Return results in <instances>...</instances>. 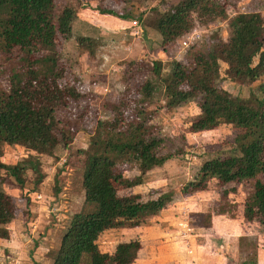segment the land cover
<instances>
[{
	"label": "trees",
	"instance_id": "obj_1",
	"mask_svg": "<svg viewBox=\"0 0 264 264\" xmlns=\"http://www.w3.org/2000/svg\"><path fill=\"white\" fill-rule=\"evenodd\" d=\"M96 8L100 14L114 15L102 4ZM229 11L226 5L213 0H177L168 10L157 11L152 21V28L161 36L162 49L180 44L186 33L196 27V17L204 14L211 22L217 16L227 20L228 41L212 48L193 43L182 58H171L164 72L162 60L149 64L140 59L127 64L129 78L135 77L138 68L143 66L159 77L170 108L198 99L199 114L189 126L191 132L213 129L221 123L237 130L234 153L205 160L199 167V176L184 186L185 192L204 190L209 180L226 184L234 179L236 168L242 169L241 175L264 174V16L251 10L233 14ZM59 26L54 16V0H0V52L18 50L23 55L7 80V88L0 87V157L3 144L21 145L38 154H50L58 143L67 147L78 126H68L67 120L60 117L63 110L70 105L79 108L95 103L96 95L91 91L73 82L61 81L56 50ZM77 42L85 45L89 55L94 56L92 38L79 36ZM218 51L232 78L260 82L257 86L260 96L256 97L255 104L217 85ZM256 55L257 62L252 65ZM152 90V82L145 80L137 87L136 95H130L129 87L119 93L116 110L122 116L111 129H106L107 123L102 125L92 142L94 148L87 152L82 174L86 210L73 215L58 248L51 253V262L33 264H105L107 259L115 264H135L140 248L138 240L117 244L112 255L100 252L96 240L116 221L147 215L146 207L138 202V194L122 196L117 193L118 183L130 187L139 184L141 178L128 180L112 173L114 157L134 166L139 173L162 165L170 157L160 153L163 139L150 136L149 127L144 124V103ZM83 112L82 108L75 124L78 125ZM26 162L6 164L0 158V177L7 174L14 178V186L22 187ZM42 175L36 183L41 182ZM253 188L251 200L249 204L244 203L241 213L247 220L254 218L250 214L252 205L264 209V182L256 180ZM15 207L12 196L0 190V239L10 236L7 224L15 216ZM97 254L104 258L103 262L96 261ZM247 262L242 264H255Z\"/></svg>",
	"mask_w": 264,
	"mask_h": 264
},
{
	"label": "rangeland",
	"instance_id": "obj_2",
	"mask_svg": "<svg viewBox=\"0 0 264 264\" xmlns=\"http://www.w3.org/2000/svg\"><path fill=\"white\" fill-rule=\"evenodd\" d=\"M82 1L84 4L80 0H54V16L60 25L56 43L59 55L58 66L62 74L61 81L73 82L83 90L91 91L96 95L95 103H90L88 106L85 104V107L79 106V108L70 105L68 109L63 110L60 117L67 120L68 126L71 128L78 126L77 133L67 147L58 143L50 154H38L21 145H2L0 157L2 162L15 164L24 160L28 161L25 163L22 187L14 186L13 184H16L14 178L7 177V174L0 177V190L9 193L16 204L15 216L7 224L9 233L11 235L17 231L20 233L14 235V239L16 237L19 242L24 243L23 249L29 252L30 256L33 253L36 254L37 261L33 260V263L51 262V253L58 248L61 236L68 228L73 215L86 210L83 203L82 174L86 165L87 152L94 148L92 142L97 138L104 123L108 125L106 129H111L122 116V113L119 114L116 110L119 93L129 87L130 95L134 96L137 94V87L143 81L150 80L153 90L149 99L144 103V124L149 127L147 131L150 136L163 139L160 153L169 154L170 157L163 163L164 165L155 166L151 170L139 174L134 166L114 157L115 166L112 173L121 174L128 180L141 178L139 185L137 184L134 188H132L133 186L124 187V184L118 183L117 193L122 196L138 194V202L146 207L145 214L147 215L133 219H121L113 223L97 238L96 243L99 251L104 255H112L114 249L111 244L105 245V243L107 240H113L111 236L114 232L117 233L115 238L120 239L119 234L124 232V229L129 230V228L144 225L160 210L168 209L175 212L178 209L177 214L182 215V208L176 207V204H173L175 202H180L178 203L180 206L187 207L186 214L183 215L188 220V223L186 222L188 228L189 226L193 229L206 228L210 224L211 214H216L242 218L244 220L242 222L245 223L250 221L248 228L251 230L254 227L255 230L251 231H257L262 236L264 234V209L262 211L257 205H252L250 214L254 218L251 220L245 219L241 213L244 210V203L248 202L249 204L251 200L254 182L256 180L264 182V174L254 177L241 175L242 169L236 168L233 171L234 179L226 184L219 185L215 180H209L204 190L184 191V186L199 176V167L205 160L234 153L233 140L237 130L230 124L221 123L213 129L191 132L189 126L199 114L197 98L170 108L167 106V93L159 77L151 73L145 66L139 67L133 78H129L127 71L129 61L141 59L149 64L154 60H162L164 72L168 68L169 60L182 58L193 43L212 48L227 42L230 34L227 20L224 21L217 16L211 22L205 14L197 16L196 27L189 30L183 37L184 39L189 37L187 45L184 46L180 42L174 48H164L165 51L161 47V36L154 34L155 30L151 25L157 17V11L168 10L177 0ZM213 1L226 5L232 11H229L230 14L235 11L251 10L264 16V0ZM98 4H102L106 11L113 12L114 16H127L131 21L135 20L136 23L133 24L134 26L131 24L133 27H126L125 30L123 28L112 31L105 40L95 37L93 39L95 53L91 57L86 46L78 44L77 38L84 34L95 35L97 29L92 28L91 25L87 26L76 14H86L92 17L93 10H97ZM104 16L111 17L112 15L104 14ZM82 23L83 26H81ZM104 48H115L114 51L124 50L127 55L118 56L116 53L113 57L109 55L105 57V60L100 61L98 56ZM39 53L35 54L40 55ZM216 55L217 85L234 96L255 104L256 97L260 96L257 89L260 82L232 78L228 73V65L220 58L219 51ZM22 56L18 50L7 53L0 52L1 88H7V80L12 71L19 66ZM105 61H108L109 64H105ZM256 62L257 55L253 57L252 65H255ZM100 86L104 87L102 91ZM79 104L81 105V103ZM82 108L84 112L80 121H77V125L75 118ZM101 138L103 139L104 135ZM31 164L35 167L32 168ZM41 173L43 174L42 180L36 183ZM149 175L158 178L159 182L154 185L147 184L145 180ZM122 180L124 179H120L121 182ZM35 191L37 192L35 193ZM186 197L189 199L186 200ZM187 227L185 229H188ZM125 242L129 241L120 243ZM34 246L38 248L34 249ZM256 247V236L239 237L232 250L233 259H230L227 264H242L243 260L249 261L247 263L250 261L256 263ZM188 248L187 246L186 249ZM193 254L192 251L191 255ZM95 258L97 262H103L104 259L100 258L98 254ZM0 263L7 264L2 261ZM103 263L115 264L111 259H107ZM134 263L140 264L141 262H138L136 257Z\"/></svg>",
	"mask_w": 264,
	"mask_h": 264
},
{
	"label": "crops",
	"instance_id": "obj_3",
	"mask_svg": "<svg viewBox=\"0 0 264 264\" xmlns=\"http://www.w3.org/2000/svg\"><path fill=\"white\" fill-rule=\"evenodd\" d=\"M93 11L94 15L92 17L86 14H76L87 26L91 25L92 28L95 27L97 29L95 35L84 34L82 36L105 40L112 31L122 30L123 28L125 30L126 27H133V24L136 23L135 20L131 21L129 18L127 20L114 15L108 17L95 10ZM83 23L81 26H83ZM150 32H152L151 29ZM154 34L160 37L158 32L154 31ZM114 50L115 48H104L103 52L98 56L99 60L103 61L109 55L113 57L116 53H118V56L121 54L127 55L124 50V52ZM105 64H109L108 61H105ZM103 88H100L101 91ZM137 173L139 174L138 170ZM145 182L149 185H154L156 182H159V179L149 175ZM135 186L137 185H134L132 188ZM185 199L188 200L189 197ZM178 203L180 202L173 204H176V207L182 208V215L177 214L178 209L175 212L168 209L160 210L158 214L150 218V221L144 225H138L134 228H129V230L124 229V232L119 234L121 236L120 239L115 238L117 233L114 232L111 236L113 240H107L105 245L111 244V247L114 249L122 241L138 240L140 248L136 257L137 261L141 262L140 264H227L230 259H233L232 250L239 237L253 235L257 238L255 264H264V234L261 236L259 232L251 231L255 230V228L252 227L251 230L248 228L250 221H246L245 223L242 222L244 221L242 218L211 214V221L208 227L193 229L189 226L188 228L186 226L188 220L184 216L187 207L180 206ZM185 227L188 229H185ZM17 234L20 233L17 231L12 235L10 234L8 239H0V261L7 264H33V260L37 261L36 254L33 253L30 256V253L23 249L25 247L24 243L19 242L16 237L14 239V235ZM124 235L125 237H123ZM187 246L189 247L188 249H186ZM37 248L35 247L34 249ZM192 251L194 252L193 255H191ZM236 253L238 254V252Z\"/></svg>",
	"mask_w": 264,
	"mask_h": 264
},
{
	"label": "built area",
	"instance_id": "obj_4",
	"mask_svg": "<svg viewBox=\"0 0 264 264\" xmlns=\"http://www.w3.org/2000/svg\"><path fill=\"white\" fill-rule=\"evenodd\" d=\"M189 39V37L187 36V38H182V40H181V42H182V45H184V46H186L187 45V43H188V40Z\"/></svg>",
	"mask_w": 264,
	"mask_h": 264
}]
</instances>
